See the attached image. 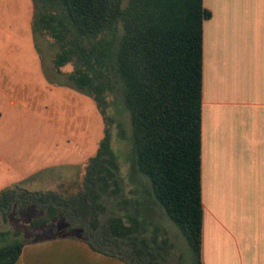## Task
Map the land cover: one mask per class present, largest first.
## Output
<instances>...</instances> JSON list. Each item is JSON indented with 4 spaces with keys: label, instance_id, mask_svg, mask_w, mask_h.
Instances as JSON below:
<instances>
[{
    "label": "trees",
    "instance_id": "trees-1",
    "mask_svg": "<svg viewBox=\"0 0 264 264\" xmlns=\"http://www.w3.org/2000/svg\"><path fill=\"white\" fill-rule=\"evenodd\" d=\"M33 1L34 33L57 48V73L72 66L65 78L95 102L103 137L78 191L15 195L8 189L0 192V212L29 206L39 213L32 226L81 231L75 237L98 253L127 264H171L167 242L147 235L141 199L133 213L113 209L125 203L113 202L122 188L108 97L118 91L130 117L131 170L148 180L145 197L178 227L190 264H202V27L210 12L202 0ZM25 243L0 247V264H14Z\"/></svg>",
    "mask_w": 264,
    "mask_h": 264
},
{
    "label": "rangeland",
    "instance_id": "rangeland-1",
    "mask_svg": "<svg viewBox=\"0 0 264 264\" xmlns=\"http://www.w3.org/2000/svg\"><path fill=\"white\" fill-rule=\"evenodd\" d=\"M34 16L33 0H0V192H76L103 137V121L95 102L66 80L64 74L72 66L63 67L62 73L53 69L57 48L50 39L34 33ZM108 101L113 119L111 147L122 188L113 202L125 201L113 209L120 215L133 213L134 202L141 199L139 210L148 224L147 235L167 242L171 264H190L178 227L159 203L146 198L148 180L131 170L130 117L119 92L110 94ZM117 123L122 125L124 138L119 137ZM18 206L8 215L0 212V247L82 236L81 231H66L58 225L32 226L39 213Z\"/></svg>",
    "mask_w": 264,
    "mask_h": 264
},
{
    "label": "crops",
    "instance_id": "crops-1",
    "mask_svg": "<svg viewBox=\"0 0 264 264\" xmlns=\"http://www.w3.org/2000/svg\"><path fill=\"white\" fill-rule=\"evenodd\" d=\"M202 4V264H264V0ZM14 264L127 263L68 237Z\"/></svg>",
    "mask_w": 264,
    "mask_h": 264
}]
</instances>
